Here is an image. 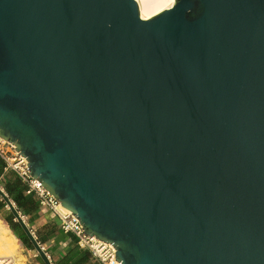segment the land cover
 <instances>
[{
    "label": "water",
    "instance_id": "obj_1",
    "mask_svg": "<svg viewBox=\"0 0 264 264\" xmlns=\"http://www.w3.org/2000/svg\"><path fill=\"white\" fill-rule=\"evenodd\" d=\"M0 138L120 264H264V0H0Z\"/></svg>",
    "mask_w": 264,
    "mask_h": 264
},
{
    "label": "built area",
    "instance_id": "obj_2",
    "mask_svg": "<svg viewBox=\"0 0 264 264\" xmlns=\"http://www.w3.org/2000/svg\"><path fill=\"white\" fill-rule=\"evenodd\" d=\"M14 146L0 138V158L5 162L6 168L14 172L18 179L26 186V194H34L40 207L48 209L58 221L60 231L71 235L79 249L87 250L91 257L99 264H120L114 260V248L108 243L86 236L81 230L79 221L60 209V204L49 195L41 184L29 176L25 159L14 150ZM23 221L26 216L21 215ZM0 264H14V262L0 259Z\"/></svg>",
    "mask_w": 264,
    "mask_h": 264
},
{
    "label": "trees",
    "instance_id": "obj_3",
    "mask_svg": "<svg viewBox=\"0 0 264 264\" xmlns=\"http://www.w3.org/2000/svg\"><path fill=\"white\" fill-rule=\"evenodd\" d=\"M5 162L0 158V185L4 189L7 196L14 202L18 211L26 217L36 210L39 206L38 199L34 194H26V186L21 183L13 171L5 169ZM0 203V207H1ZM12 233L21 241L28 249H33L22 230L17 223H13L11 219H5ZM70 236V235H68ZM73 245L60 258L55 259L51 256L53 264H99L90 255L87 250L79 249L75 244L73 237ZM37 241L42 243V239L37 236ZM38 261L41 260L37 257Z\"/></svg>",
    "mask_w": 264,
    "mask_h": 264
},
{
    "label": "crops",
    "instance_id": "obj_4",
    "mask_svg": "<svg viewBox=\"0 0 264 264\" xmlns=\"http://www.w3.org/2000/svg\"><path fill=\"white\" fill-rule=\"evenodd\" d=\"M28 227L36 237L42 239L39 242L51 260L60 258L73 245L72 236L63 234L53 213L48 209L38 206V208L28 215Z\"/></svg>",
    "mask_w": 264,
    "mask_h": 264
},
{
    "label": "bare ground",
    "instance_id": "obj_5",
    "mask_svg": "<svg viewBox=\"0 0 264 264\" xmlns=\"http://www.w3.org/2000/svg\"><path fill=\"white\" fill-rule=\"evenodd\" d=\"M139 15L142 19L157 14L163 9L169 8L173 0H136ZM60 209L69 212L60 205ZM17 252V244L15 235L8 229L4 228L0 223V259L12 260V256ZM14 264H16L14 262Z\"/></svg>",
    "mask_w": 264,
    "mask_h": 264
},
{
    "label": "rangeland",
    "instance_id": "obj_6",
    "mask_svg": "<svg viewBox=\"0 0 264 264\" xmlns=\"http://www.w3.org/2000/svg\"><path fill=\"white\" fill-rule=\"evenodd\" d=\"M0 188L3 190V192H5L1 185H0ZM15 207H16V205H15ZM21 215L25 216L22 213H21ZM5 219H11V221L13 222V217L9 213L7 207H5L4 205H1V207H0V223L4 228L10 230L9 225L5 221ZM24 220H25V223L28 224V222H29L28 217H26ZM13 223H15V222H13ZM16 244H17V252H16V254H14L12 256V260L16 264H41L40 261H38V259H37V256H36L37 253L34 249L31 250V249L26 248L17 237H16Z\"/></svg>",
    "mask_w": 264,
    "mask_h": 264
}]
</instances>
